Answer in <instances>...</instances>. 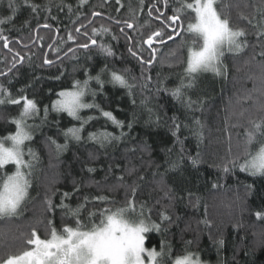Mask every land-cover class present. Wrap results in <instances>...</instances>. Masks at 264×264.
<instances>
[{"label":"trees","instance_id":"obj_1","mask_svg":"<svg viewBox=\"0 0 264 264\" xmlns=\"http://www.w3.org/2000/svg\"><path fill=\"white\" fill-rule=\"evenodd\" d=\"M15 2L18 9L13 19L0 25L12 49L8 51L0 41V73H6L0 75V84L13 97L27 95L41 109L38 116L28 120L34 127L33 140L27 145L38 153L39 162L22 214L0 220V232L8 234L7 246L0 247V257L19 248L20 241L13 237L30 231L32 226L43 237L48 220L58 229L63 222H70L66 210L59 206L62 194L68 192L70 198L64 203L72 208L83 203L85 197L89 200L88 210L120 207L126 198L135 200L137 212L144 205L145 215L161 224V231L148 234L147 247L159 250L162 244L170 245L174 253L187 248L210 264H264V219L255 215L257 211L264 212V176H252L239 168L223 171V162L242 155L249 120L264 116L257 111L258 105L264 104V95L257 91L264 88V81L259 78L264 72V56L260 55L264 52V36L258 35L264 31L261 0H221L220 6H224L232 23L245 29L247 46L238 54L225 53L226 69L221 75L202 72L191 88L183 89L186 97L202 102L201 107L194 105L192 109L185 106L183 98L178 100L171 94L182 80L188 83L182 62L186 49L178 46L181 37H190L181 33L174 40L155 45L156 60L150 66L142 65L128 51L131 47L138 55L149 58L146 45L140 51V41L162 25L155 19V12L148 15V9L156 4L165 15H171L176 6L172 0L167 10L157 0H120L119 4L116 0H87L83 5L79 0H29V4L40 6L35 13L25 0ZM93 12L106 13L110 20L95 19L86 31L91 36L92 27L110 28L109 34L98 36L97 40L111 46L115 53L112 57H106L94 46H77L88 39L75 29L81 23L87 24ZM10 15L8 0H0V18ZM126 20L135 28H127L123 23ZM44 24L50 27L44 28ZM69 33L74 40L68 39ZM172 49H177L175 55ZM16 52L24 59L21 62L16 57V66L12 67ZM45 60L52 61V65L47 66ZM105 65L109 69H127L123 74L133 84L129 94L128 89L107 82L108 72L101 76L105 81L103 92H99L94 80L90 82V87L98 92L96 103L124 121L126 135L105 147L89 140L88 133L98 129L120 135V129L99 118L85 125L80 142L67 141L68 147L59 155L53 146L50 154L49 137L64 144L62 130L80 126V121L67 113L52 110V103L59 98L57 94L71 89L76 80L83 82L88 76H96ZM249 94L251 99H245ZM92 99L91 95L85 96V102ZM20 108L0 106V137L15 131L11 120L19 116ZM80 115L100 114L96 109H85ZM174 117L181 125L177 135L182 143L173 135ZM194 118L204 125L202 139L193 134ZM197 153L199 163L193 165L191 158H196ZM13 170L12 165L5 169ZM49 197L50 210L46 205ZM95 197H107V201H95ZM161 213L170 219L162 221ZM84 216L87 224L86 213ZM221 239L222 246L218 243Z\"/></svg>","mask_w":264,"mask_h":264},{"label":"snow or ice","instance_id":"obj_2","mask_svg":"<svg viewBox=\"0 0 264 264\" xmlns=\"http://www.w3.org/2000/svg\"><path fill=\"white\" fill-rule=\"evenodd\" d=\"M79 2L80 5H83L87 3V0H79ZM116 2L119 4L120 0H116ZM172 2L176 6L172 8L171 15H165V12L161 11L156 4L148 9V15L151 17L155 12L157 14L155 19L162 25L161 28L151 31L146 38L140 41V51L144 50L143 45H147L150 52L149 58L145 59L142 55H138L131 47L128 48V51L137 57L142 65L150 66L156 59L157 47L155 45H163L166 40H174L175 37L181 36V33L190 37V40H184L181 37V45L178 46H183L186 49L182 62L186 65L184 72L188 83L182 80L179 86L171 90V94L178 100L183 98L185 106L189 109H192L194 105L201 107L202 102L186 97L183 89L191 88L196 76L202 72L221 75L226 69V65L223 63L225 53L238 54L247 46L246 31L232 23L224 6H220L221 0H172ZM25 3L31 7L34 13L40 7L36 4H29V0H25ZM157 3L162 4L165 10L169 8V0H157ZM261 3L264 4V0H261ZM8 7L11 9L12 15L0 18V25L11 22L17 12L18 6L15 0H8ZM67 7L71 12V5ZM47 10L50 11V8ZM92 15L95 17L100 13L93 12ZM241 18L247 20L246 16L242 15ZM91 23L92 21L89 20V24ZM123 23L129 29L135 28L132 22L126 20ZM248 23L251 24L252 21L248 20ZM42 26L50 27L48 24ZM85 27L86 25L81 23L75 31L79 33L80 29ZM110 31V28L105 25H101L100 28L92 27L91 36L87 31L83 33L88 37V41L79 43L77 46L82 49L95 46L106 57H112L115 53L111 46L97 40L98 36L107 35ZM121 31L123 32V28ZM258 35L264 36V31L259 32ZM112 38L116 37L113 35ZM68 39L74 40L75 38L69 33ZM0 41H3L4 48L12 51L9 48V37L4 34L3 28H0ZM176 51L177 49L171 50L173 55ZM260 55L264 56V52H261ZM16 57L21 62L24 59L19 52H16L12 67L16 66ZM178 59L181 58L178 57ZM45 63L50 64L52 61L45 60ZM126 71L127 69H109L105 65L96 76H88L83 82L76 80L71 89L62 90L57 94L59 98L52 103V110L56 113H67L69 117L80 121V126L62 130L65 138L64 144L49 137L47 143L50 146V154L53 146L56 154L59 155L68 147L67 141L80 142L85 125L99 118H103L120 129V135L117 136L107 130L98 129L88 133L89 140L105 147L114 140H121L126 135L123 131L124 121L119 120L112 111L105 110L96 103L95 97L98 92L90 87V82L94 80L99 87V92H103L105 81L101 79V76L108 72L110 77L108 83L126 88L131 94L133 84L123 74ZM0 75H6V73H0ZM259 78L264 81V72ZM165 91L169 90L165 89ZM257 91L264 95V88L257 89ZM86 95L92 96V102H85ZM245 99H251V95H247ZM5 104L21 106L19 116L13 117L11 120V123L15 125V131L0 137V220H11L22 214V206L28 199L29 189L32 186L31 177L39 162L38 153L27 145L33 140L32 129L34 127L28 123V120L38 116L41 109L36 101L27 95L13 97L11 92L3 84H0V106ZM85 109H96L100 115L99 117H82L80 113ZM257 111L264 113V104L258 105ZM43 113L44 119H47V107L43 109ZM172 119L173 135H176L177 141L182 143L177 135L181 125L175 117ZM248 123L250 127L245 131L242 155L238 154L223 162V171L227 173L239 168L240 171L247 172L252 176H264V116L259 120L250 119ZM194 124L193 134L202 139L204 125L195 118ZM131 126V124L128 125L129 129ZM185 127L187 126L185 125ZM26 156L28 159H25ZM198 157L199 153L196 158H191L193 165L199 163ZM8 165L14 166V170L5 171ZM89 171H93V169H89ZM70 195V193L64 192L59 205L66 210L70 222H63L58 229L52 220H48L43 237L36 226H32L28 232H21L19 236L13 237L14 240L20 241L19 248L0 257V264H204L198 253L188 251L187 248L174 253L170 245L162 244L159 250L155 246L146 247L148 234L153 231H161V224L152 221L150 215H145L144 205H141L137 212L134 199L126 198L125 203L120 207L109 206L98 209L93 207L92 210H88L86 207L89 203L87 197L75 208L65 204L64 200L70 198ZM94 200L104 202L107 201V197H95ZM46 205L49 210L52 208L51 197L46 200ZM85 213L87 224L84 222ZM255 215L258 219H264V212L257 211ZM97 217L98 223L96 222ZM160 219L167 221L170 217L161 213ZM36 223L40 224L42 221ZM7 239L8 234L0 232V247L7 246ZM187 243L191 244V241ZM218 243L222 246L224 241L221 239Z\"/></svg>","mask_w":264,"mask_h":264},{"label":"flooded vegetation","instance_id":"obj_3","mask_svg":"<svg viewBox=\"0 0 264 264\" xmlns=\"http://www.w3.org/2000/svg\"><path fill=\"white\" fill-rule=\"evenodd\" d=\"M97 13H100V15H98V16H95V17H93V15H92V18H91V21L93 22L95 19H100V18H103V19H105V20H110L109 18H108V16H107V14L105 13H101V12H97ZM88 24H89V22L87 23V24H85L86 25V27L88 26ZM80 27V26H79ZM81 28L80 29V34L82 35V37H83V39H88V37H86V36H84L83 35V33L87 30V28ZM89 34V33H88ZM89 36H90V34H89Z\"/></svg>","mask_w":264,"mask_h":264},{"label":"rangeland","instance_id":"obj_4","mask_svg":"<svg viewBox=\"0 0 264 264\" xmlns=\"http://www.w3.org/2000/svg\"><path fill=\"white\" fill-rule=\"evenodd\" d=\"M133 218H135V217H133ZM146 247H147V246H146ZM199 256H200V259L204 262V264H210V262L204 260L200 254H199ZM219 262H220V261H219ZM219 262H218V263H219ZM219 264H220V263H219Z\"/></svg>","mask_w":264,"mask_h":264},{"label":"water","instance_id":"obj_5","mask_svg":"<svg viewBox=\"0 0 264 264\" xmlns=\"http://www.w3.org/2000/svg\"><path fill=\"white\" fill-rule=\"evenodd\" d=\"M57 36H58V34H57ZM146 46H147V45H146ZM92 47H93V46H92ZM94 47H95V46H94ZM155 60H156V59H155ZM155 60H154V62H155ZM154 62H153V63H154ZM153 63H152V64H153ZM45 64H46L47 66H50V65H52V63H50V64H48V63H45ZM152 64H151V65H152Z\"/></svg>","mask_w":264,"mask_h":264}]
</instances>
